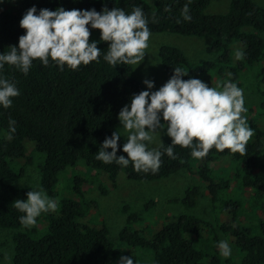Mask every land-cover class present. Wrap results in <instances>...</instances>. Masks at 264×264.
<instances>
[{
  "label": "trees",
  "instance_id": "1",
  "mask_svg": "<svg viewBox=\"0 0 264 264\" xmlns=\"http://www.w3.org/2000/svg\"><path fill=\"white\" fill-rule=\"evenodd\" d=\"M186 3L188 0H154L153 7H150L145 0H111L106 7L109 10L119 7L126 13L131 12L133 6L142 7L151 34L211 38L206 52L216 59L193 66L181 50L161 46L158 57L166 80L173 75V68L180 67L188 73L183 77L185 80L192 77L203 81L208 74L224 80L228 78L225 74L228 71L232 74V82L239 86V73L246 66L261 63L264 59V39L260 36L264 33V9L252 0H230L226 14L207 15L205 10L210 0H191L188 5L191 20L184 21L182 9ZM32 6L38 11L63 7L65 10L94 8L99 12L104 4L102 0H20L9 9L0 11V54L9 51L10 46H18V38L24 34L19 21ZM97 46L102 51L99 63L81 65L76 70L67 66L60 70L54 62L45 67L39 60L33 62L27 75L8 65L3 70L5 78L14 82L20 91L10 108H0V133L6 135V138L0 137V229L13 232L11 264H117L123 255L121 245L151 253V264H221L216 247L219 231L232 233L240 253V261L236 264H264V220L260 221L257 233H250L247 229L215 226L195 216L178 215L165 218L157 230L149 231L145 217L129 205H123L120 212L124 216V226L117 235L116 245L109 238L104 223L97 228L79 223L85 218L84 207L88 205L83 202L80 179H73L70 189L75 199L57 200L54 188L60 174L79 162L102 172L113 183L120 173L129 181H159L179 171L189 172L191 162L199 160L201 165L195 174L205 185L210 204L215 206L219 193L229 189L230 180L216 179L208 166L223 157L237 165L239 171L235 177L245 190L252 192L250 200L255 198L259 202L264 198V177L257 174L264 140V130L261 129L264 91L258 104L259 113L254 117V110L246 106L247 111L242 113L254 130L244 153L212 148L205 157L194 159L190 149L177 145L174 147L176 159L163 155L155 173L138 172L131 163L125 168L96 160L95 154L105 137L118 131L120 109L134 94L143 91L141 84L133 78L132 65H109L102 59L107 43L101 42ZM234 47L244 50L245 57L232 63ZM257 78L264 85V67L259 69ZM9 118L16 121V132L10 140L7 138ZM24 141L33 143L36 151L44 156L36 187L14 184L23 171L14 169L10 160L25 158ZM170 144L171 141L164 143L165 146ZM122 145L121 139L117 156L126 157L127 154L120 150ZM30 190H42L58 202L54 212L41 214L46 227L43 232L22 226L19 222L22 213L12 205L17 199H26ZM199 191L197 186L188 187L181 198L168 202L193 209ZM91 205L95 206V203ZM153 206L154 203L149 201L144 212ZM141 225L149 238L145 237L144 231L136 229ZM203 234L212 242L214 254L209 258L195 245L196 240L203 239ZM132 257L137 264V258Z\"/></svg>",
  "mask_w": 264,
  "mask_h": 264
},
{
  "label": "clouds",
  "instance_id": "2",
  "mask_svg": "<svg viewBox=\"0 0 264 264\" xmlns=\"http://www.w3.org/2000/svg\"><path fill=\"white\" fill-rule=\"evenodd\" d=\"M190 3L188 0L182 9L184 21L191 20ZM148 24L140 6H133L127 13L119 7L109 10L106 6L99 12L94 8L65 10L63 7L38 11L32 6L19 21L24 34L18 38V46H10L9 51L0 54V108H10L13 99L20 95L16 84L3 75L6 65L27 75L35 60L45 67L54 62L60 70L65 66L76 70L81 65L99 63L102 51L97 41L90 42L91 30H98L100 42L108 45L102 56L105 62L113 67L139 66L149 47ZM244 57V50H234L235 60ZM187 75L182 68L175 67L173 75L155 91L154 81L144 79L146 90L134 94L118 113L119 128L125 135L115 130L110 137L106 136L95 159L125 168L131 163L138 172L155 173L163 155L176 159L177 145L190 149L194 159L205 157L212 148L244 153L254 130L242 115L247 111L243 89L232 82L231 73H227V79L218 80L216 87L198 78L183 79ZM15 132L16 121L9 118L7 138L12 139ZM162 134L171 139L170 145L162 143ZM122 137L126 142L120 150L126 157L117 156ZM12 205L22 213L20 224L30 227L42 213L54 212L58 202L42 190H30L26 199H17ZM216 247L225 258L232 253L226 239L217 241ZM117 264H135V261L132 255H122Z\"/></svg>",
  "mask_w": 264,
  "mask_h": 264
},
{
  "label": "rangeland",
  "instance_id": "3",
  "mask_svg": "<svg viewBox=\"0 0 264 264\" xmlns=\"http://www.w3.org/2000/svg\"><path fill=\"white\" fill-rule=\"evenodd\" d=\"M110 1L102 0L104 7ZM252 1L264 9V0ZM19 2L20 0H0V11L2 9L7 10ZM145 2L150 7H153L154 0H145ZM229 2L230 0H210L205 14H226ZM260 36L264 39V33ZM91 41H97L98 44L101 43L98 30L91 32ZM210 43L211 38L209 37H184L168 33L151 34L149 47L145 50L146 56L143 62L139 66L132 65L133 78L141 84L143 90H146V86L142 81L146 78L154 81L153 91L158 90L167 82L158 57V51L161 46L168 45L181 50L190 65L193 66L216 59V56H211L206 52ZM236 48L238 47L233 48L232 63L237 61L234 59V50ZM261 67H264V59L261 63L246 66L244 71L239 73L238 84L244 91L245 106L254 110L253 116L259 113L258 104L262 99L261 92L264 91V85L260 84L257 78V73ZM227 73L229 72L225 71V74ZM213 75L208 74L202 80L207 85L216 87L217 81L221 79ZM161 122L164 123L163 121ZM119 127L118 131L124 136V131ZM261 129L264 130V122ZM0 137L6 138V135L0 133ZM121 139L122 144H124L126 139L124 137ZM161 140L163 144L171 141L169 137L163 134L161 135ZM23 146L25 148V158L10 160V165L14 169L23 171L22 176L14 184L19 187H36L39 183V167L43 164L44 156L36 151L35 145L31 142L24 141ZM200 165L201 162L199 160H194L191 162L189 172L186 170L179 171L166 179L154 182L129 181L123 173H120L115 182L112 183L102 172L87 167L84 162H79L75 167L60 174L54 191L57 194V200L63 198L75 199L70 189L73 185V179H80L81 192L84 196L83 202L88 205L84 207L87 214L85 218L79 220V223L93 228H97L104 223L109 230V238L115 243H117L116 238L119 231L124 226V216L120 212L123 205H129L133 211L138 212L143 218L145 217V224L148 225L149 231L157 230L165 218L190 215L215 226L229 225L231 228L247 229L250 233H257L260 221L264 220V198L259 202L255 198L250 200L249 197L252 192L245 190L241 186V181L235 177V174L239 171L237 165L232 164L229 158L223 157L208 166L216 179L224 178L230 180L229 189L219 193L218 202L215 206L210 204L205 185L201 183L195 174ZM257 174L264 177V140L258 160ZM191 186H197L200 190L197 196V204L193 209H185L178 204H170L168 202L174 198H181L185 190ZM149 201H152L154 206L144 212V206ZM92 202L95 203V206L91 205ZM28 228H35L43 232L46 227L42 216L40 215L37 218L35 225ZM136 229L144 231L145 237L149 238V234L142 225ZM12 234L13 232L10 230L0 229V264H11L13 254ZM218 234L219 240H228L232 248V253L227 258L219 253L222 260L221 264L238 263L240 261V253L235 239L231 236L232 233L228 232L225 234L219 231ZM195 245L198 249L203 250L208 255V258L214 254L212 242L206 234H203L202 240H196ZM121 248L124 256L132 255L136 257L137 264H151V253L125 245H121Z\"/></svg>",
  "mask_w": 264,
  "mask_h": 264
}]
</instances>
